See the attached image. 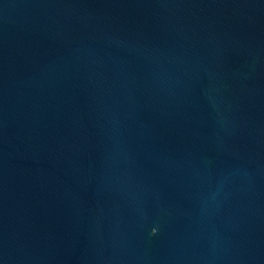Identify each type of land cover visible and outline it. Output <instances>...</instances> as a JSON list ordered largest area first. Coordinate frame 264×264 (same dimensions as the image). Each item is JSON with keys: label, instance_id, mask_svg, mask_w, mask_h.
Returning <instances> with one entry per match:
<instances>
[{"label": "water", "instance_id": "obj_1", "mask_svg": "<svg viewBox=\"0 0 264 264\" xmlns=\"http://www.w3.org/2000/svg\"><path fill=\"white\" fill-rule=\"evenodd\" d=\"M0 264H264V0H0Z\"/></svg>", "mask_w": 264, "mask_h": 264}]
</instances>
